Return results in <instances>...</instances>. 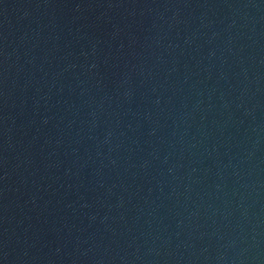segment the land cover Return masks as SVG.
Here are the masks:
<instances>
[{"label": "water", "instance_id": "obj_1", "mask_svg": "<svg viewBox=\"0 0 264 264\" xmlns=\"http://www.w3.org/2000/svg\"><path fill=\"white\" fill-rule=\"evenodd\" d=\"M0 264H264V0H0Z\"/></svg>", "mask_w": 264, "mask_h": 264}]
</instances>
